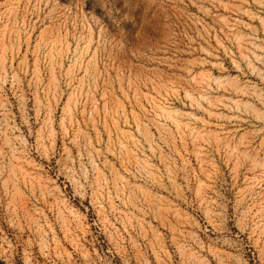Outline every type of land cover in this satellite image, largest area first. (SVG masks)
Listing matches in <instances>:
<instances>
[{"label":"rangeland","instance_id":"374dc122","mask_svg":"<svg viewBox=\"0 0 264 264\" xmlns=\"http://www.w3.org/2000/svg\"><path fill=\"white\" fill-rule=\"evenodd\" d=\"M0 264H264V0H0Z\"/></svg>","mask_w":264,"mask_h":264}]
</instances>
